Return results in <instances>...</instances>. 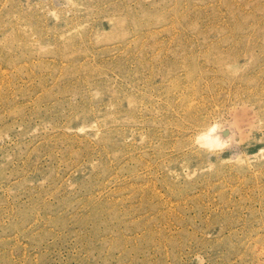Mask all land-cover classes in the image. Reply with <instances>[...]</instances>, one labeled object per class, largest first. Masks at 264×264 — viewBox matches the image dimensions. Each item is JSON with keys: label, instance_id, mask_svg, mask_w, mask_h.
I'll return each mask as SVG.
<instances>
[{"label": "rangeland", "instance_id": "374dc122", "mask_svg": "<svg viewBox=\"0 0 264 264\" xmlns=\"http://www.w3.org/2000/svg\"><path fill=\"white\" fill-rule=\"evenodd\" d=\"M0 264H264V0H0Z\"/></svg>", "mask_w": 264, "mask_h": 264}, {"label": "bare ground", "instance_id": "6f19581e", "mask_svg": "<svg viewBox=\"0 0 264 264\" xmlns=\"http://www.w3.org/2000/svg\"><path fill=\"white\" fill-rule=\"evenodd\" d=\"M208 133H209V132H208ZM210 133H211V131H210ZM208 136H209V135H208ZM212 136H213V135H212ZM210 137H211V136H210ZM210 137H209V138H210ZM205 138H207V136H206ZM212 138H213V137H212ZM211 140H212V139H211ZM207 141H208V140H207ZM213 142H214V140H213Z\"/></svg>", "mask_w": 264, "mask_h": 264}]
</instances>
